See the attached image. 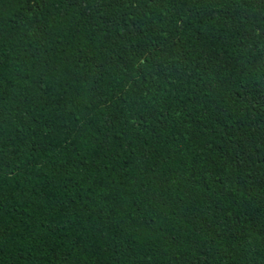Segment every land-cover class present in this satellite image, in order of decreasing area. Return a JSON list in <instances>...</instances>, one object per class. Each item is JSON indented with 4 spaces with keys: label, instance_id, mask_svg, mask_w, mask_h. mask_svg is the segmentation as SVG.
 I'll return each mask as SVG.
<instances>
[{
    "label": "trees",
    "instance_id": "1",
    "mask_svg": "<svg viewBox=\"0 0 264 264\" xmlns=\"http://www.w3.org/2000/svg\"><path fill=\"white\" fill-rule=\"evenodd\" d=\"M0 264H264V0H0Z\"/></svg>",
    "mask_w": 264,
    "mask_h": 264
}]
</instances>
